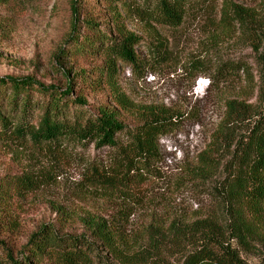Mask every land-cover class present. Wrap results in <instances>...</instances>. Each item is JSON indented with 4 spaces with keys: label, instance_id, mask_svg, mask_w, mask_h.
I'll use <instances>...</instances> for the list:
<instances>
[{
    "label": "rangeland",
    "instance_id": "rangeland-1",
    "mask_svg": "<svg viewBox=\"0 0 264 264\" xmlns=\"http://www.w3.org/2000/svg\"><path fill=\"white\" fill-rule=\"evenodd\" d=\"M158 1L78 0L80 18L73 26L72 0H0V78L30 76L44 85L64 87L67 74L71 80L75 74L82 109L90 114L108 106L128 126L152 114L172 116L171 130L158 140L153 176L128 196L86 185V165L105 155L93 145L69 147L68 156L62 157L28 142L0 138V182L25 171L42 181L33 193L14 198L17 228L0 238L20 246L39 225L51 224L63 232L91 234V241L95 236L90 223L97 220L122 227L124 246L113 243L129 254H137L154 238L162 249L148 264H175L178 251L163 235L170 225L217 217L211 193L217 176L202 174L200 161L202 155L214 156V164L220 165L223 124L235 109L251 112L262 100L264 82L256 57L264 51V0H192L176 28L142 16L140 8H152ZM98 33L105 40L121 34L135 37L137 65L117 61L112 77H107L101 52L69 51L74 40L95 41ZM161 42L170 51L163 64L153 62L151 55ZM227 61L243 67L218 78L216 69ZM111 88L128 105L118 104ZM94 241L110 264H123L103 250L102 240ZM238 250L245 264H259L256 247Z\"/></svg>",
    "mask_w": 264,
    "mask_h": 264
},
{
    "label": "trees",
    "instance_id": "trees-1",
    "mask_svg": "<svg viewBox=\"0 0 264 264\" xmlns=\"http://www.w3.org/2000/svg\"><path fill=\"white\" fill-rule=\"evenodd\" d=\"M77 1L72 0L70 6L73 26L80 18ZM191 1L159 0L152 8L139 10L142 16L161 27L176 28L181 25ZM104 36L98 33L95 41L83 37L81 43L74 40L75 46L69 51L76 54L101 52L106 57L104 74L107 77L115 71L117 61L137 65L135 37L121 34V37L105 40ZM151 55L153 62L163 64L169 60L170 51L161 42L154 45ZM256 58L264 82V51ZM241 67L238 62L227 61L216 69V75L224 77ZM74 76L71 80L67 74L64 87L44 85L30 76L0 78V138L28 142L62 157L68 156L69 147L93 145L97 150H104L105 155L102 160L86 165V185L128 196L153 176L159 161L158 140L171 130L172 116L152 114L128 126L118 121L116 109L108 106L90 114L82 109L84 100L76 91ZM111 90L118 104L128 105L115 88ZM248 112L235 109L223 124L224 137L218 151L221 164L215 165L214 156L208 155H202L200 161L202 174L217 176L211 188L219 208L217 217L181 227L172 223L163 233L178 251L175 264H245L238 249L254 247L261 254L259 264H264V90L259 105ZM41 184L35 174L27 171L0 182V237L2 232L17 228L12 217L14 198L23 199ZM90 228L94 230L93 235L102 240L103 250L123 264L152 263L162 249L159 244L154 245L157 241L153 238L148 239L147 246L141 247L137 254H129L121 248L124 245L120 225L108 227L93 220ZM89 238L92 239L91 234L86 237L63 232L51 224H41L20 246L11 239L0 238V264H110L107 257L99 254V243ZM113 240L119 241L121 247Z\"/></svg>",
    "mask_w": 264,
    "mask_h": 264
}]
</instances>
